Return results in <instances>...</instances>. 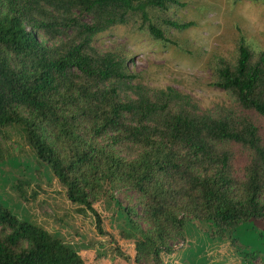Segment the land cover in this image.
Listing matches in <instances>:
<instances>
[{"label": "trees", "instance_id": "obj_1", "mask_svg": "<svg viewBox=\"0 0 264 264\" xmlns=\"http://www.w3.org/2000/svg\"><path fill=\"white\" fill-rule=\"evenodd\" d=\"M183 5L0 0V161L5 129L21 125L67 199L93 213L99 234L106 233L94 203L113 191H134L140 215L123 209L136 231V263L163 264L162 254L183 239L185 220L209 221L214 237L249 219L264 221V51L241 39L233 61L220 58L212 85L231 105L202 111L174 88L142 84L123 50L94 45L98 35L128 24L165 42L169 30L194 25L173 17ZM0 264L86 263L0 202Z\"/></svg>", "mask_w": 264, "mask_h": 264}, {"label": "rangeland", "instance_id": "obj_2", "mask_svg": "<svg viewBox=\"0 0 264 264\" xmlns=\"http://www.w3.org/2000/svg\"><path fill=\"white\" fill-rule=\"evenodd\" d=\"M179 1L184 5L172 11L173 17L194 25L183 32L169 30L165 42H155L128 24L98 35L94 45L102 51L123 50L129 71L150 88H174L202 111L228 107L227 94L212 85L217 61H233L241 39L252 50L264 51V2ZM5 137L0 202L13 215L61 238L86 264H152L145 259L135 262L136 231L123 209L130 207L140 215L142 205L134 191H113L94 203L106 233L99 234L93 213L79 212L80 207L67 199L51 167L28 145L23 127H8ZM170 246L172 250L162 254L163 264H264V221L249 219L233 232L214 237L209 221L185 220L183 239Z\"/></svg>", "mask_w": 264, "mask_h": 264}]
</instances>
